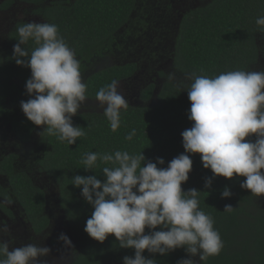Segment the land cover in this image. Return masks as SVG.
<instances>
[{
    "label": "clouds",
    "instance_id": "clouds-1",
    "mask_svg": "<svg viewBox=\"0 0 264 264\" xmlns=\"http://www.w3.org/2000/svg\"><path fill=\"white\" fill-rule=\"evenodd\" d=\"M255 22L264 26V16ZM16 31L18 43L13 46L11 59L31 71L25 83L30 98L20 101L21 111L33 125L44 126L42 132L68 145L75 144L87 133L73 124L72 117L88 99L76 53L56 24L28 21ZM30 40L35 45L31 50L23 47ZM169 78L174 76L170 74ZM189 79L187 118L193 123L181 132L184 153L174 157L167 167H158L165 164L163 158L153 162L142 152H89L81 161L84 170L93 169L99 160L107 165L102 168L104 180L96 175L71 178L72 185L81 188L82 198L93 209L85 233L100 243L113 235L119 247L134 249V255L124 256L122 264H157L155 258L142 255L145 250L165 256L183 248L188 258L177 264H199L220 254L224 243L213 218L199 208L201 191L181 188L192 170L189 153L200 154L203 168L213 173V177L205 178L204 188H210L216 176L231 179L235 175L245 178L241 189L264 195V71L235 70L215 77L193 73ZM95 99L115 132L121 125V110L129 108L120 82L113 79L101 87ZM135 135L132 129L124 138L131 141ZM231 196L225 186L221 198ZM233 210L226 204L223 211ZM8 231L6 225L0 226V232ZM58 240L71 245L63 233ZM50 252L48 246L36 243L10 250V242L0 240V264H47L41 258ZM197 256L199 262L194 259Z\"/></svg>",
    "mask_w": 264,
    "mask_h": 264
},
{
    "label": "trees",
    "instance_id": "trees-1",
    "mask_svg": "<svg viewBox=\"0 0 264 264\" xmlns=\"http://www.w3.org/2000/svg\"><path fill=\"white\" fill-rule=\"evenodd\" d=\"M214 3L213 12L198 9L182 20L170 73L174 78L178 75L189 78L193 73L215 77L227 71H252L259 56L264 54V49L258 44L261 39L256 37L264 38V26L255 22L264 16V0H216ZM252 6L256 7V12L249 16L248 7ZM83 8L76 7L74 13L70 10L64 12L74 19L75 23H71L79 36L77 44L80 43L82 50L89 54L103 43L98 31L104 25H99L98 16H95L99 9L97 5L88 4ZM114 71L116 75L94 76L87 88L90 96H96L101 87L110 83L111 76H119L120 70L116 68ZM169 76L164 75V83L154 95L153 87L142 93L143 100L151 99L148 105L121 110V125L115 132L111 131L103 114H84L73 119V124L85 128L87 133L75 144L68 145L66 141L60 142L56 136L50 135L53 175L59 181L62 203L68 216L81 224L89 242L81 264H104L112 255L122 262L124 256L134 255V249L119 247L113 235L100 243L85 233V223L93 209L82 198L81 188L72 185L71 178L74 175H96L103 181L102 168L107 165L98 160L93 169L85 171L81 163L84 155L89 152L112 154L117 150L130 154L142 152L153 162L158 157L163 158L165 164L158 167H167L174 157L184 153L181 132L193 123L187 118L190 101L186 91L192 80L179 82ZM132 129L136 130V135L131 141L125 140ZM251 139L254 140L255 136ZM189 155L193 161L192 170L181 188L183 191L191 188L201 191L199 208L213 218L214 227L224 243L219 255L210 256L201 264H264V204L257 195L240 188L244 177L234 175L227 179L216 176L211 187L204 188L205 178L213 177V173L203 168L200 154ZM225 186L232 192L230 198H221ZM226 204L234 210L223 211ZM142 255L155 258L157 264H177L178 260L188 258L183 248L165 256L149 254L147 250Z\"/></svg>",
    "mask_w": 264,
    "mask_h": 264
},
{
    "label": "flooded vegetation",
    "instance_id": "flooded-vegetation-1",
    "mask_svg": "<svg viewBox=\"0 0 264 264\" xmlns=\"http://www.w3.org/2000/svg\"><path fill=\"white\" fill-rule=\"evenodd\" d=\"M215 1L0 0V59H3L0 63V201H3L0 203V226L6 225L9 229L0 232V240L9 241L10 250L36 243L51 249V257L41 258L47 264H81L89 243L81 242L74 248L72 245L78 242L71 240L68 246L58 240L61 233L70 239L69 227L72 229L73 223L81 230L82 237L84 233L81 224L68 216L62 203L59 181L53 175L52 138L47 131L42 132L44 126H35L28 121L20 108V101L30 98L25 92V83L31 71L11 59L13 46L18 43L17 27L28 21L56 24L59 34L80 61L87 88L94 76L116 75L114 70L118 68L119 76H111L110 82L118 80L129 107H139L137 104L146 106L151 100L142 99L147 88L153 87L155 94L154 80H158L160 65L167 63V72L173 71L176 38L182 20L198 9L213 12L211 8ZM88 4L98 6L95 16H98V24L104 25L98 31L103 43L89 54L82 50L80 43L77 44L79 36L71 23L74 19L64 12L74 13L76 7L83 8ZM253 12L256 7H248V15ZM256 37L261 39L258 44L264 49V38ZM166 39H169V50L166 55H161L159 45L162 46L161 41ZM23 47L31 50L35 45L30 40ZM134 53L140 57L144 55L141 63L131 60ZM145 70L151 71V74L147 71L149 82H152L147 83V87L141 80ZM86 95L88 99L72 120L84 114H103L95 96H90L87 90ZM104 264L122 262L112 255Z\"/></svg>",
    "mask_w": 264,
    "mask_h": 264
},
{
    "label": "rangeland",
    "instance_id": "rangeland-1",
    "mask_svg": "<svg viewBox=\"0 0 264 264\" xmlns=\"http://www.w3.org/2000/svg\"><path fill=\"white\" fill-rule=\"evenodd\" d=\"M161 42H162V46H163L162 47V46L159 45L160 50L162 49L161 55H163V54L166 55L168 53L169 46H170L169 45L170 44L169 43V39L163 40ZM143 56L140 57L138 54H135L131 58V60L134 61V62L141 63L143 61ZM166 66H167V63H164V65H160V67L158 68L159 74L161 73L160 71H163L164 73H163L162 76L158 74V80H154L155 85H156V91H159L161 89V87H162V85L164 83V75H166V76L170 75V72H167V70H169V67L166 68ZM253 66L254 67L251 68L252 71H264V54L259 56V59L257 60L256 64L253 65ZM145 71H146V73H143L142 72V77L143 78L141 80H144L145 81V83H146L145 87H147V83H152V82H149L150 79H148V76H147L148 75L147 71H149L150 74H151V71L150 70H145ZM145 78H146V80H145ZM174 79L177 80V81H179V82H187V79L190 80L188 77L186 78L184 75H178ZM137 106H144V104H137ZM258 200L261 203L264 204V195L258 196ZM73 225L74 226H73L72 229L74 231L69 227L70 241L71 240H74L75 242H78V243L72 245V247L77 248V246H79L81 242L82 243L83 242H86L87 241V238L85 236H83V237L81 236V233L82 232H81V230L78 228V226L76 224L73 223ZM64 229L66 230V234H67V228L64 227ZM68 246H70V245H68ZM51 256L52 255H49L47 258H49ZM194 259L198 260V256L195 257Z\"/></svg>",
    "mask_w": 264,
    "mask_h": 264
}]
</instances>
